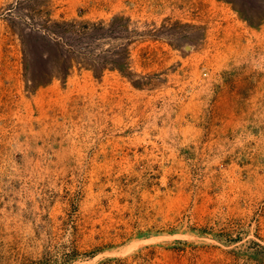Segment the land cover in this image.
Returning a JSON list of instances; mask_svg holds the SVG:
<instances>
[{"label":"rangeland","instance_id":"rangeland-1","mask_svg":"<svg viewBox=\"0 0 264 264\" xmlns=\"http://www.w3.org/2000/svg\"><path fill=\"white\" fill-rule=\"evenodd\" d=\"M0 264H264V0H0Z\"/></svg>","mask_w":264,"mask_h":264},{"label":"trees","instance_id":"trees-1","mask_svg":"<svg viewBox=\"0 0 264 264\" xmlns=\"http://www.w3.org/2000/svg\"><path fill=\"white\" fill-rule=\"evenodd\" d=\"M109 26L110 25L108 24V27ZM83 27L84 28L90 27L89 29L95 30V32L96 31L100 32L103 29L104 26H103L102 23H95V24H90V25L89 24L88 25L87 24L86 25L84 24V26L83 25L80 26V29H82ZM70 28H73V27H70ZM49 32H50L51 35L55 36L56 39L60 40L61 43L60 44L57 43V40L56 39L53 40L52 38L51 39H48V40L45 39V41L47 43H49L50 46L52 45L53 47H56V48L57 47H60L61 48V52L60 53H61V56L63 58V61L66 63V71H68L72 67V65L74 64V62L75 63L76 62H78V63H81L82 62L84 65L89 66L94 72H96L97 69H102L103 70V68L107 67L106 65H108V64H107V62H105L106 61V58H104V55H102V54H98L97 55V58L99 60H101L102 63H103L102 66H99L98 65L99 62H94L96 64H93L91 62L92 60H91L90 57L87 58V57H84V56H81V55H80V57H78L73 52L72 45H70L68 43L67 38H63L62 34H59L58 32H56L55 30H52V29H50ZM96 39H98V38H96ZM45 55L46 54L44 53L43 56H45ZM100 65H101V63H100ZM123 65L124 64L122 62H120V59L115 58V59H111V62H110V64L108 66L113 67V68H117V69H119L121 71V68L124 67Z\"/></svg>","mask_w":264,"mask_h":264}]
</instances>
